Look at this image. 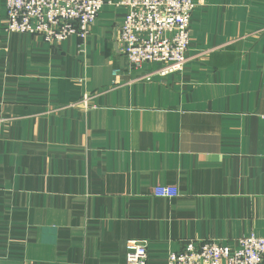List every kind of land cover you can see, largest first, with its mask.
Segmentation results:
<instances>
[{
    "label": "crops",
    "instance_id": "obj_1",
    "mask_svg": "<svg viewBox=\"0 0 264 264\" xmlns=\"http://www.w3.org/2000/svg\"><path fill=\"white\" fill-rule=\"evenodd\" d=\"M105 1L85 42L57 45L9 33L0 0V264H127L130 240L169 264L264 238V0H195L165 78L131 67L127 10Z\"/></svg>",
    "mask_w": 264,
    "mask_h": 264
},
{
    "label": "built area",
    "instance_id": "obj_2",
    "mask_svg": "<svg viewBox=\"0 0 264 264\" xmlns=\"http://www.w3.org/2000/svg\"><path fill=\"white\" fill-rule=\"evenodd\" d=\"M105 0H7V31L30 34L49 44H62L71 37L87 39L105 5ZM127 13L118 30V42L131 67L160 66L165 78L180 73L188 62L191 20L195 0H121ZM148 78V77H147ZM147 80H151L148 78ZM90 96L82 104L89 108ZM158 198H177L174 187H157ZM148 242L130 240L127 264H147ZM169 264H264V238L255 235L239 240L235 249L215 241L190 242L169 256Z\"/></svg>",
    "mask_w": 264,
    "mask_h": 264
},
{
    "label": "bare ground",
    "instance_id": "obj_3",
    "mask_svg": "<svg viewBox=\"0 0 264 264\" xmlns=\"http://www.w3.org/2000/svg\"><path fill=\"white\" fill-rule=\"evenodd\" d=\"M27 35V34H26ZM32 36V35H31ZM44 41V40H43Z\"/></svg>",
    "mask_w": 264,
    "mask_h": 264
}]
</instances>
